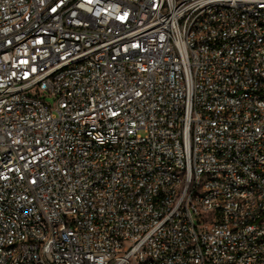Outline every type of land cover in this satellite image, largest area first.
I'll return each instance as SVG.
<instances>
[{
  "label": "built area",
  "instance_id": "built-area-1",
  "mask_svg": "<svg viewBox=\"0 0 264 264\" xmlns=\"http://www.w3.org/2000/svg\"><path fill=\"white\" fill-rule=\"evenodd\" d=\"M262 22L0 0V264H264Z\"/></svg>",
  "mask_w": 264,
  "mask_h": 264
},
{
  "label": "rangeland",
  "instance_id": "rangeland-1",
  "mask_svg": "<svg viewBox=\"0 0 264 264\" xmlns=\"http://www.w3.org/2000/svg\"><path fill=\"white\" fill-rule=\"evenodd\" d=\"M45 102L50 103L51 100H50L49 98H46V99H45Z\"/></svg>",
  "mask_w": 264,
  "mask_h": 264
},
{
  "label": "bare ground",
  "instance_id": "bare-ground-1",
  "mask_svg": "<svg viewBox=\"0 0 264 264\" xmlns=\"http://www.w3.org/2000/svg\"><path fill=\"white\" fill-rule=\"evenodd\" d=\"M262 29H264V22H262Z\"/></svg>",
  "mask_w": 264,
  "mask_h": 264
}]
</instances>
